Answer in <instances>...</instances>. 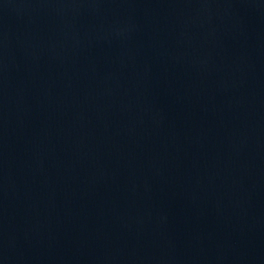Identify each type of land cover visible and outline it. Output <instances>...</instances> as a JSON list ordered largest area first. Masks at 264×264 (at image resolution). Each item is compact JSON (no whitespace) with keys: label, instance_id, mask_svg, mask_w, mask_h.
Returning a JSON list of instances; mask_svg holds the SVG:
<instances>
[{"label":"water","instance_id":"obj_1","mask_svg":"<svg viewBox=\"0 0 264 264\" xmlns=\"http://www.w3.org/2000/svg\"><path fill=\"white\" fill-rule=\"evenodd\" d=\"M0 264H264V0H0Z\"/></svg>","mask_w":264,"mask_h":264}]
</instances>
